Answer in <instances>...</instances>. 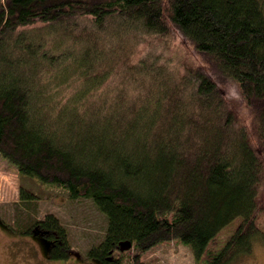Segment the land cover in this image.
I'll use <instances>...</instances> for the list:
<instances>
[{"label": "trees", "instance_id": "1", "mask_svg": "<svg viewBox=\"0 0 264 264\" xmlns=\"http://www.w3.org/2000/svg\"><path fill=\"white\" fill-rule=\"evenodd\" d=\"M173 38L202 63L181 75ZM0 157L107 213L121 239L100 264L169 241L201 264L249 255L264 242V0H0ZM32 225L52 260L71 254L58 218Z\"/></svg>", "mask_w": 264, "mask_h": 264}, {"label": "rangeland", "instance_id": "2", "mask_svg": "<svg viewBox=\"0 0 264 264\" xmlns=\"http://www.w3.org/2000/svg\"><path fill=\"white\" fill-rule=\"evenodd\" d=\"M158 43L148 49L144 46L134 59L135 62L144 58L153 47V51L156 52L158 49L156 45L161 44ZM164 46L167 50L164 58L181 62L178 68L181 75L185 69H194L202 63L189 44L181 38L170 39ZM119 75L120 78L122 75ZM234 93V90L229 92L230 103L236 107V110L238 108L244 110L245 104L237 92ZM21 188L35 197L30 207L20 200ZM47 215L58 218L66 229L68 251L71 252L66 259L52 260V251L47 254L42 240L32 235V228L27 230L34 221L43 220ZM132 226L130 230L132 232L125 235V239L133 238L135 226L133 224ZM258 226L264 233V211L258 217ZM7 227L15 232L5 229ZM113 227L111 218L92 200H72L61 188L43 185L36 179L21 177L14 167L0 157V264H100L91 258L92 255H102V250L110 239L117 241L121 239L113 231ZM231 231L230 226L223 230L217 240L218 243L222 244L226 241ZM112 247L109 245L110 249ZM136 254L132 248L122 254L116 251L113 256L124 259L123 263H127L128 256L133 258ZM139 262L140 264H201L196 262L192 250L178 241L157 245L140 254ZM231 264H264V242L256 239L252 252L237 257Z\"/></svg>", "mask_w": 264, "mask_h": 264}, {"label": "flooded vegetation", "instance_id": "3", "mask_svg": "<svg viewBox=\"0 0 264 264\" xmlns=\"http://www.w3.org/2000/svg\"><path fill=\"white\" fill-rule=\"evenodd\" d=\"M32 235L35 236L38 240H42V244L44 245L47 254L51 253V251L53 252L54 247L56 246V242L50 238V235L46 234L44 229H33Z\"/></svg>", "mask_w": 264, "mask_h": 264}]
</instances>
